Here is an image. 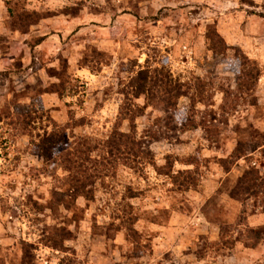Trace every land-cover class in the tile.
<instances>
[{
	"label": "rangeland",
	"instance_id": "1",
	"mask_svg": "<svg viewBox=\"0 0 264 264\" xmlns=\"http://www.w3.org/2000/svg\"><path fill=\"white\" fill-rule=\"evenodd\" d=\"M148 62L191 87L180 124L207 126L173 130L148 108L137 136L156 167L119 165L69 209L58 154L89 143L100 159L116 128L131 131L122 109L145 105L132 87ZM247 62L252 92L239 88ZM53 126L65 141L46 162L34 142ZM240 143L264 144V0H0V264H264V203L231 197L251 166L264 175V152L235 161ZM54 232L70 233L64 249Z\"/></svg>",
	"mask_w": 264,
	"mask_h": 264
},
{
	"label": "trees",
	"instance_id": "2",
	"mask_svg": "<svg viewBox=\"0 0 264 264\" xmlns=\"http://www.w3.org/2000/svg\"><path fill=\"white\" fill-rule=\"evenodd\" d=\"M11 14L14 16L12 11ZM16 20L25 29L31 27L32 23L38 22L36 14L26 11L23 14L16 15ZM210 38L214 42L216 50L224 51V41L216 33L213 34L212 32ZM249 65V62L242 65L239 77V88L246 92H252L258 80V75L256 74L258 70L253 66L248 67ZM55 87L50 91L51 93H57ZM132 88L134 100L144 99L145 105L141 107L137 104H131L122 109V113L128 116L132 123L131 131L125 133L116 128L110 138L104 143L103 150L106 152L104 157L97 158L95 153L99 148L97 146L93 147L89 143H80L75 149L58 154L56 161L62 166L63 174L56 181L62 182L64 188L67 189L66 194L71 199L70 203L66 204L69 209L81 198L88 202L94 201V188L98 181L104 180L110 171L115 170L119 165L128 166L131 165L130 163L140 165L143 159H148V163L156 167L150 147L137 136V119L145 116L148 108L162 109L167 116V125L173 130L185 133L199 126H207L208 122L206 121L201 122L200 125L197 124L194 117H189L180 124L181 120H178L179 116L177 115L179 101L189 95L191 87L175 79L165 67L152 68L148 62V65L138 72ZM200 95L201 101H203L204 91L201 90ZM192 103V110H194L196 102L193 101ZM212 121H216V116ZM37 139L34 145L38 148L44 161L53 162L55 151L64 144L65 130L59 129L58 126H53L51 132L45 131L43 135L39 134ZM158 139L153 136L151 138L155 142ZM259 150L264 152V144L249 146L246 143H240L232 159L238 161L247 156L248 151L256 153ZM224 167L226 171H230L232 168V166L230 167L227 164ZM159 170L161 171L162 169ZM170 172V175L174 178V183L179 185L180 191L197 189L198 180L193 172H179L175 175L172 174L171 170ZM231 197L235 200L262 199L264 203V175L261 171L254 166L246 170L231 192ZM52 234L55 241L54 247L64 249L62 240L70 233L54 232Z\"/></svg>",
	"mask_w": 264,
	"mask_h": 264
}]
</instances>
